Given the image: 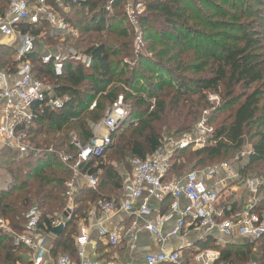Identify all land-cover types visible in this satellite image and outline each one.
Masks as SVG:
<instances>
[{
	"label": "trees",
	"instance_id": "obj_1",
	"mask_svg": "<svg viewBox=\"0 0 264 264\" xmlns=\"http://www.w3.org/2000/svg\"><path fill=\"white\" fill-rule=\"evenodd\" d=\"M10 1L0 0V11ZM109 1L82 0L69 6L65 15L77 29L76 36L55 31L44 18L24 25H29L39 42L51 47H74L91 55L92 62L86 66L67 61L62 75L57 76L51 64L42 63L39 46L27 55L34 76L51 84L56 95L67 96L68 100L60 109L39 102L33 105L35 117L26 130L31 144L43 147L42 152L5 159L9 155L6 151L1 156L4 176L0 182V218L7 219L12 229L21 231L26 212L36 203L47 231L52 230L50 217L65 208L66 182L72 175L58 153L76 154L72 135L82 144L88 143L94 126L119 96L128 106L127 115L111 134L112 144L84 166V172L97 178V186L80 190L71 220L50 249L54 256L63 252L75 258L77 248L72 235L79 218L90 204L103 197L100 191L113 185L123 187L114 161L130 168L129 160L146 159L160 145L164 133L179 137L202 116L212 132L203 146L174 151L168 179L181 178L189 168L209 167L204 165L240 150L248 135L257 140L239 171L245 176L254 173L252 168L256 166L264 167V0H142L145 15L140 16V24L147 29L146 39L151 43L146 54L133 52L124 0L112 1L113 12L106 9ZM151 16L161 20L156 32L149 28ZM155 45L159 50H154ZM14 54L15 50L1 47L0 65L14 71ZM130 57L136 59L133 65L124 62ZM209 94L218 97L215 105ZM208 108L212 110L203 115ZM225 112L218 121V115ZM108 153H113L116 160L106 162ZM222 162L227 161L218 163ZM263 208L264 197L257 208L260 216H264ZM256 243L251 246H257V261L264 264V235ZM200 251L188 253L185 261L194 264ZM222 254L230 264H245L242 256L234 254L233 258L228 250ZM28 255L27 247L15 246L0 228V264H31Z\"/></svg>",
	"mask_w": 264,
	"mask_h": 264
},
{
	"label": "built area",
	"instance_id": "obj_2",
	"mask_svg": "<svg viewBox=\"0 0 264 264\" xmlns=\"http://www.w3.org/2000/svg\"><path fill=\"white\" fill-rule=\"evenodd\" d=\"M82 0H11L7 8L0 11V35L11 36L19 40L18 49L15 50L14 60L16 68L14 74L8 69L0 71V150L14 149L18 153L30 155L42 152L43 149L31 144L26 127L34 120L33 105L36 102L45 107L60 109L64 106L67 96L60 97L55 94L52 85L44 83L36 78L32 72V63L27 55L37 46L41 49V61L43 64H51L55 75H62L67 61L80 62L86 66L92 62V56L74 48L65 46H48L38 41L29 25L36 24L44 18L55 31L63 35L76 36L75 26L66 18L69 6ZM113 0L108 2V5ZM109 7V6H108ZM109 9V8H107ZM132 24L135 26L136 36L133 45L138 48L141 45V31L137 24L132 5H126ZM140 13V11H135ZM29 24L28 26H24ZM9 39V44L14 39ZM38 41V42H37ZM133 65V64H130ZM94 104L90 108H93ZM128 106L123 97L107 108L105 116L97 123L92 139L82 144L73 135L71 144L76 148V154L59 152V156L72 175L66 182L65 195L67 204L58 211L51 219L52 230L62 226L71 220L74 211V199L79 190L81 178H85L86 185L95 189L97 178L83 171L84 166L91 158L100 157L112 144L111 134L119 126V121L127 115ZM205 114L207 112H204ZM106 127L108 133L100 135L99 127ZM206 117L202 116L199 121L177 139L161 141L160 145L146 159L132 157L129 162L131 172L124 180V191L119 201L108 199L104 196L93 203L85 212L78 224L77 233L73 235L77 248L76 257L72 258L68 253H59L53 264H100L98 259L89 260L86 247L90 242V224L97 220L100 238L106 239L110 248H115L120 241V235L116 230H107L105 220L117 211H124L134 215L135 219L126 228V232L136 238L143 230L152 233L160 249L156 253H149L145 257V264L175 263L181 264L182 248L190 246L184 244L179 249L171 250L166 243L173 237L181 234L188 226L196 230L216 232L219 236L231 238L236 236L261 238L264 235V216L255 213L252 206H247L240 212L230 217H223L220 208V189L209 185L208 180L219 171H230L228 162H222L201 170H191L181 178L168 179L170 159L178 148L189 146L201 147L207 136L212 132ZM51 151V148L49 149ZM4 164L0 154V182L3 181ZM250 191L255 196L259 193L261 180L258 177H248L245 181ZM146 191L149 196L157 200L172 197L168 213L160 214L154 219H147L153 211L145 200L138 209L133 206ZM184 198L185 204L179 201ZM256 198V196H255ZM173 212L179 214L175 225L167 232L161 229L164 222L172 218ZM96 218V219H95ZM141 220V221H140ZM0 228L12 238L15 246H25L29 250L32 264H45V258L50 253V240L55 238L52 230L47 231V225L43 220L42 211L37 205L31 206L25 214V221L20 232L9 226L7 219L0 218ZM217 256L210 251H200L195 256L198 264H211ZM107 264H115L113 261ZM220 264H230L227 261ZM247 264H259L257 260H250Z\"/></svg>",
	"mask_w": 264,
	"mask_h": 264
},
{
	"label": "crops",
	"instance_id": "obj_3",
	"mask_svg": "<svg viewBox=\"0 0 264 264\" xmlns=\"http://www.w3.org/2000/svg\"><path fill=\"white\" fill-rule=\"evenodd\" d=\"M10 38L13 37L0 35V48L8 47L11 50L13 49V51L17 50L19 45V40L13 38L14 42L12 44H9ZM4 67L5 64L0 65V71H5L8 69L10 70V68L8 67L4 68ZM10 71L14 74L12 70ZM1 117H2V111L0 109V119ZM96 125L93 128V133L95 131ZM98 133L100 135H104L108 133V131L106 127L101 126L98 129ZM6 151H8L10 156L15 150L10 148V149H6ZM229 166H230V171L221 170L216 174H214V176L208 180L210 186L220 189L221 196H220L219 204L222 210L223 217L224 214H229L228 217H230L234 215L236 212H240L247 206H252L253 209L255 210V213L258 214L259 209L257 210V208L261 207V200L264 197V193L261 192V188H262L261 178H260L261 184L259 186V193L255 195L256 196L255 198L253 193L250 191L248 185L245 183L248 177H244L243 175H241L239 171L240 168L238 169L234 168V166L231 163H229ZM130 172H131V166L128 169L124 168L122 171L118 172L121 177L120 185L122 184L123 187H124V180ZM123 187L119 188V186L114 187L113 185L110 189H106L100 192L101 195L104 196L105 198L115 199L119 201L124 191ZM241 188H242V192L239 194L238 192ZM81 189H93V188L86 185L85 178L80 179L79 190L74 199L75 210L78 206V203L76 202L77 197L78 200L80 201L79 192ZM225 192H227L228 194L225 195V197H223L222 194H224ZM145 200L147 201L149 208L153 211V214L147 219H154V217H156L157 215L168 213L170 210V204L173 201L172 197L170 196L165 197L163 200H157L152 196H149L148 193L144 191L143 195L135 203L133 208L138 209L139 206ZM185 201L186 200L184 198H181L179 201L180 205L183 206L185 204ZM91 205L92 204H90V206ZM179 217L180 216L177 212H173L172 218L164 222L161 226V229L164 232L169 231L175 225ZM81 218L82 217H80L77 222V229ZM134 219L135 217L131 213H126L124 211H117L111 214L109 218L105 220L106 229L116 230L120 235L119 244L115 248H110L106 243V239L100 238L98 225L96 224L98 219L93 220V222L90 224L91 225L90 242L86 247V254L88 259L89 260L98 259L100 264H107L112 261L115 264H145L146 255L149 253L158 252L160 246L156 242L154 235L146 230L139 232L135 239L132 238V236L126 232V228ZM63 230L64 228H62V231L59 235L55 234L54 235L55 238L50 240L49 244L51 247L53 245V242L62 234ZM73 235H72V240L74 242ZM186 243H190V246L185 249L182 248L183 256L181 258V264H191L190 262L185 261L186 258L183 260V257L187 256L188 253L190 252L197 251V249H201V251H210L212 254L217 256V258L214 259L211 262V264H220L221 262H224V259L222 258L223 256L222 251L224 250H228V252L230 251V253H232L233 258H235L234 254H237L238 257L242 256L241 257L243 259L242 261L245 264H247L246 259L248 258L250 260H257V258L260 257V255L257 254V246L254 245L251 246L252 243H256V239L245 236L225 238L219 236L214 231L209 232L204 230H196L194 229L193 226L186 227V229L183 230L181 234L171 238L166 243V245L169 246L171 250H175V249H179ZM202 245H204L205 247H203ZM250 250H251V254L247 255V253ZM59 253H63V252H59ZM58 254L54 256L50 251V253L46 255L45 264H53L56 261ZM28 260L31 263L30 255H28ZM165 264H175V263L167 262ZM194 264H198L195 261V259H194Z\"/></svg>",
	"mask_w": 264,
	"mask_h": 264
},
{
	"label": "rangeland",
	"instance_id": "obj_4",
	"mask_svg": "<svg viewBox=\"0 0 264 264\" xmlns=\"http://www.w3.org/2000/svg\"><path fill=\"white\" fill-rule=\"evenodd\" d=\"M111 1V0H110ZM127 4H129V5H132V8L134 9V14L136 15V17H137V24H138V26H139V30L141 31V45L138 47V48H136L134 45H133V52L134 53H136V54H139L140 52H144L145 54L147 53V52H149L150 50H149V48L151 47V43H148V41H147V39H146V37H147V29H145V28H143L142 26H141V24H140V16H142V15H145V3L142 1V0H140V1H138V0H124V14H125V16H126V19L128 20V22H129V24H130V26H131V28H132V35H133V40H134V36H136V31H135V26L132 24V22H131V19H130V17H129V14H131V12H129V14L126 12V5ZM109 6V7H108ZM107 8H109V9H107ZM106 9L108 10V11H111V12H113V10H112V3L110 4V5H106ZM140 11V13H137V12H135V11ZM161 27V20H159V18H157V17H155V16H151L150 18H149V28H153V30H154V32H156V30H159V28ZM154 50L156 51V50H159V47H158V45H155L154 46ZM154 51V52H155ZM154 52L153 53H149V54H154ZM133 53V54H134ZM150 56V55H149ZM124 62L125 63H128V64H134L135 62H136V59H135V57H130V58H125L124 59ZM209 98H210V100L214 103V105L217 103V101H218V97L215 95V94H209ZM212 110V108H208V109H206L204 112H210ZM204 112H203V115H204ZM226 114V112L224 113V114H220V115H218V121H220V119L221 118H223V116ZM170 134H163V141H165V142H169V141H167V140H169V139H171V138H173V139H177V138H179V137H175L176 136V134H173V135H171V136H169ZM180 136V135H179ZM171 137V138H170ZM257 139H253V137H251L250 135H248L247 137H246V140H245V143H244V145H243V147L240 149V150H238V151H233V152H230L226 157H224V158H221V159H219V160H214L213 162H207L204 166H213V165H215V164H217L218 162H220V161H227V162H229V163H231L233 166H234V168H241L242 166H244L245 164H246V162H247V159H248V153H249V151H250V149H251V146H252V144H253V142H255ZM196 147H198V146H190V147H188V149H194V148H196ZM39 148H42V149H44L43 147H39ZM1 151H3V152H1ZM38 153H40V152H38ZM0 154H1V156L2 155H6V149H4V148H2L1 150H0ZM109 154V153H108ZM8 155V154H7ZM21 156V157H28V155H24V154H22V153H18L16 150L12 153V155H8V156H6L5 157V159H10L11 158V156H13V157H17V156ZM114 159H115V155H113V153H110L109 155H107L106 157H105V161L106 162H111V161H114ZM62 160V159H61ZM116 160V159H115ZM5 162V161H4ZM63 162V161H62ZM114 165H115V167L114 168H116L119 172L120 171H122L123 169H124V165L123 164H120V162H118L117 163V161L115 162L114 161ZM204 166H200V167H204ZM252 169H254V170H252L254 173H251V174H248V175H245L244 177H258L259 179L261 178V180H262V188H261V192H263L264 193V167L263 166H256V167H254V168H252ZM189 170H193V169H187L186 171H188L189 172ZM242 192V188L239 190V194ZM228 193L227 192H225L224 194H222V196L223 197H225V195H227ZM34 205H36V203L34 204ZM257 254H259L260 255V252H259V250H257ZM263 254H264V250H263ZM186 257L184 256L183 257V260L185 259Z\"/></svg>",
	"mask_w": 264,
	"mask_h": 264
},
{
	"label": "water",
	"instance_id": "obj_5",
	"mask_svg": "<svg viewBox=\"0 0 264 264\" xmlns=\"http://www.w3.org/2000/svg\"><path fill=\"white\" fill-rule=\"evenodd\" d=\"M61 231H62V226L61 225L58 226V227L53 228V230H52V232L54 234H56V235H59L61 233Z\"/></svg>",
	"mask_w": 264,
	"mask_h": 264
}]
</instances>
